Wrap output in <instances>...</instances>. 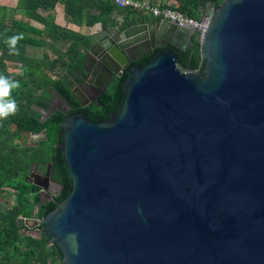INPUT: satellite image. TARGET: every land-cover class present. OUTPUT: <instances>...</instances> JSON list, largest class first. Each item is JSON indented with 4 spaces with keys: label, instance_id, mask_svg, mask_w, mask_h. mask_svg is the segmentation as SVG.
Segmentation results:
<instances>
[{
    "label": "water",
    "instance_id": "water-1",
    "mask_svg": "<svg viewBox=\"0 0 264 264\" xmlns=\"http://www.w3.org/2000/svg\"><path fill=\"white\" fill-rule=\"evenodd\" d=\"M207 8L201 74L160 50L183 51L192 29L157 19L92 34L79 77L102 92L155 54L129 69L107 120L65 118L68 195L17 219L63 264H264V0ZM65 77L81 106L92 101Z\"/></svg>",
    "mask_w": 264,
    "mask_h": 264
},
{
    "label": "trees",
    "instance_id": "trees-1",
    "mask_svg": "<svg viewBox=\"0 0 264 264\" xmlns=\"http://www.w3.org/2000/svg\"><path fill=\"white\" fill-rule=\"evenodd\" d=\"M221 2L160 0V6L198 21L206 4ZM58 4L62 6L64 26L55 23ZM16 9L21 11L22 17H14ZM5 11V6H0V76L20 81V87L13 89L10 95V99L16 102L15 113L0 119V195L5 188H10L15 196L14 204L0 212V264H63L56 245L43 235L40 238L25 235L22 232L24 227L18 226L17 219L29 218L33 206L39 207L37 219H42L68 195L70 178L60 149L61 124L65 118L83 114L91 122L107 120L121 103L129 69L153 58L155 51L130 63L119 77L110 81L105 92L84 106L70 94L65 75L74 81L79 79L83 58L94 42L89 30L99 27L101 31L108 28L123 31L157 18L144 11L119 9L113 0H17L11 14ZM20 33L23 39L16 44L19 55H10L5 41ZM28 47L37 49L34 57L27 53ZM160 50L173 51L181 70L202 73L204 69L199 44L194 38L184 52L170 45ZM51 92L61 98L69 110L54 112L42 119L33 107L48 111ZM42 132V139L35 144H16L22 133ZM48 163L49 177L60 185V190L43 203L39 196L41 188L24 181V178L32 164L45 166Z\"/></svg>",
    "mask_w": 264,
    "mask_h": 264
},
{
    "label": "crops",
    "instance_id": "crops-1",
    "mask_svg": "<svg viewBox=\"0 0 264 264\" xmlns=\"http://www.w3.org/2000/svg\"><path fill=\"white\" fill-rule=\"evenodd\" d=\"M155 1L160 2V0H155ZM16 3H17V0H0V6H5L6 11H7L6 14L12 13L11 10L15 9ZM61 7L62 6L59 4L56 6L55 23L60 25V26H64L65 22L63 19ZM146 14L149 16H152L148 12H146ZM14 17H17V18L22 17L21 11L16 9L15 13H14ZM73 28L76 30H80V29H77L75 27H73ZM80 31L84 32V30H80ZM99 31H101V29L99 27H95L94 29L89 30L88 33H89V35H92L93 33H96ZM31 52H33V53H31ZM27 53L29 54V56L34 57L37 54V49L34 47H28ZM33 108L37 113L40 112V110L38 108H36V107H33ZM42 137H43V133H41V134L22 133L21 139L19 141H16V144L18 146H20L21 144H25V145L35 144L40 139H42ZM48 164L45 166L32 164L30 166V170H29L27 176L24 178V181L29 182V183L34 184V185H37L38 187L41 188L39 196H40V199L43 203L51 200L52 197L54 195H56V193H58V191L60 190V187L56 183H54L50 178L49 179L46 178V171H47ZM38 180L44 181L45 182L44 186L36 183V181H38ZM14 202H15L14 191L10 188H5L4 193L0 195V212H3L6 209H8L11 205L14 204ZM36 208H37V206L32 207L29 218L33 217L34 212L36 211Z\"/></svg>",
    "mask_w": 264,
    "mask_h": 264
},
{
    "label": "built area",
    "instance_id": "built-area-1",
    "mask_svg": "<svg viewBox=\"0 0 264 264\" xmlns=\"http://www.w3.org/2000/svg\"><path fill=\"white\" fill-rule=\"evenodd\" d=\"M113 3L119 9H131L148 12L153 17L172 22L180 28L192 29L196 34L195 39L199 45L203 40L211 16V9L207 8L198 21L192 20L174 9L161 7L160 2L155 0H113ZM194 73L201 74L199 72Z\"/></svg>",
    "mask_w": 264,
    "mask_h": 264
},
{
    "label": "clouds",
    "instance_id": "clouds-1",
    "mask_svg": "<svg viewBox=\"0 0 264 264\" xmlns=\"http://www.w3.org/2000/svg\"><path fill=\"white\" fill-rule=\"evenodd\" d=\"M21 39H23L22 33L14 35L5 41L9 46L10 55H19V50L16 48V44ZM19 87L20 81L0 76V119H6L7 116L15 113L16 102L15 100L10 99V95L13 89Z\"/></svg>",
    "mask_w": 264,
    "mask_h": 264
},
{
    "label": "flooded vegetation",
    "instance_id": "flooded-vegetation-1",
    "mask_svg": "<svg viewBox=\"0 0 264 264\" xmlns=\"http://www.w3.org/2000/svg\"><path fill=\"white\" fill-rule=\"evenodd\" d=\"M206 9H207V4L205 5L204 12L206 11ZM187 29H189V28H187ZM188 38H189L188 41L183 42L182 45H180L181 48H184L183 51L182 50H180V51L184 52L187 49V47L190 45L191 39L192 38H194V39L196 38L195 32L193 31L192 34H189V37ZM177 50H179V49H177ZM74 82L77 84L78 88L85 94V96L89 100H92V101L95 100L101 94V92H102V90H100L99 88L88 87L86 85V82L84 80H82V78H80V77H79V79H77V81H74ZM53 94L55 96H53L51 94V100L49 102V107H48V113H47V115L49 114V116H50V114H52L54 112H61V113L67 112L69 110V108L66 109L65 104L60 101V99L56 96L55 93H53ZM39 110H41V109H39ZM39 183H40V181H39Z\"/></svg>",
    "mask_w": 264,
    "mask_h": 264
},
{
    "label": "rangeland",
    "instance_id": "rangeland-1",
    "mask_svg": "<svg viewBox=\"0 0 264 264\" xmlns=\"http://www.w3.org/2000/svg\"><path fill=\"white\" fill-rule=\"evenodd\" d=\"M31 53H33V52H31ZM51 94L53 95V96H55L54 94H53V92H51ZM47 113H48V111H41L40 110V112H39V114L41 115V118H45L46 116H47ZM43 178V177H42ZM36 183H38V184H40V185H43L44 186V184H45V182L44 181H40V183H39V181H36ZM32 235L33 236H35V237H37V234L36 233H32Z\"/></svg>",
    "mask_w": 264,
    "mask_h": 264
}]
</instances>
